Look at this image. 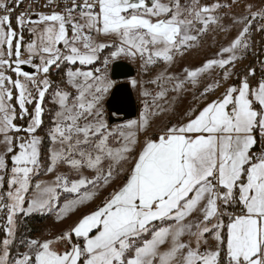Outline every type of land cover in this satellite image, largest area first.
<instances>
[{"label": "snow or ice", "instance_id": "snow-or-ice-1", "mask_svg": "<svg viewBox=\"0 0 264 264\" xmlns=\"http://www.w3.org/2000/svg\"><path fill=\"white\" fill-rule=\"evenodd\" d=\"M0 264H264V0H0Z\"/></svg>", "mask_w": 264, "mask_h": 264}, {"label": "crops", "instance_id": "crops-1", "mask_svg": "<svg viewBox=\"0 0 264 264\" xmlns=\"http://www.w3.org/2000/svg\"><path fill=\"white\" fill-rule=\"evenodd\" d=\"M50 223H51V221H47V222H43V221H42V222H40V223L33 222V223L31 224V226H32L33 228L42 229V228L47 227Z\"/></svg>", "mask_w": 264, "mask_h": 264}, {"label": "water", "instance_id": "water-1", "mask_svg": "<svg viewBox=\"0 0 264 264\" xmlns=\"http://www.w3.org/2000/svg\"><path fill=\"white\" fill-rule=\"evenodd\" d=\"M127 118H134V116L130 115V116H128Z\"/></svg>", "mask_w": 264, "mask_h": 264}, {"label": "rangeland", "instance_id": "rangeland-1", "mask_svg": "<svg viewBox=\"0 0 264 264\" xmlns=\"http://www.w3.org/2000/svg\"><path fill=\"white\" fill-rule=\"evenodd\" d=\"M43 229V228H42Z\"/></svg>", "mask_w": 264, "mask_h": 264}]
</instances>
